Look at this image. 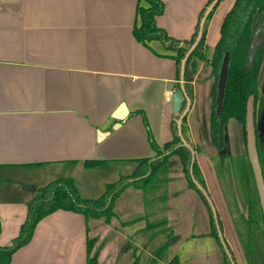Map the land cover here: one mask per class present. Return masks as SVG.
Wrapping results in <instances>:
<instances>
[{
	"label": "crops",
	"instance_id": "obj_1",
	"mask_svg": "<svg viewBox=\"0 0 264 264\" xmlns=\"http://www.w3.org/2000/svg\"><path fill=\"white\" fill-rule=\"evenodd\" d=\"M162 1L165 11L156 19L158 27L173 38L190 39L209 0ZM235 1L222 0L210 21L209 57ZM140 2L0 0V180L6 182L0 184L1 247L19 235L27 203L40 187L59 178L82 183V174L88 176L94 169L130 174L136 160L154 157L152 139L159 146L173 139L172 98L184 81L178 77L175 52L159 41L143 44L136 39ZM214 82L212 68L202 64L192 82L194 100L187 124L224 239L236 263L246 264L232 220L245 209L240 196L236 195L237 207L233 194H223L217 160L235 156L230 124L224 148H216L210 127L213 97L205 122L198 123L201 92L206 85L213 90ZM123 105L127 115L120 120L116 114ZM235 139L242 154L245 142L240 134ZM90 161L100 165L87 168L85 162ZM227 165L223 168L231 181ZM183 175L182 166L175 171L169 167L165 214L172 241L164 264L175 257L181 264H225L220 244L210 235L208 210ZM13 178L21 185L12 184ZM105 183L101 178L97 187L102 190ZM230 199L235 212L228 207ZM115 210L118 218L110 224L88 221L73 211L48 215L10 264H87L91 238L97 239L98 264H134L136 257L139 264H150L158 240L149 237L140 219L145 213L142 191L127 189ZM194 218L198 226L189 224Z\"/></svg>",
	"mask_w": 264,
	"mask_h": 264
},
{
	"label": "trees",
	"instance_id": "obj_2",
	"mask_svg": "<svg viewBox=\"0 0 264 264\" xmlns=\"http://www.w3.org/2000/svg\"><path fill=\"white\" fill-rule=\"evenodd\" d=\"M214 0L201 11L195 32L188 40H179L170 36L164 29L158 27L156 19L165 11L162 0H141L137 9V23L134 29L135 37L143 44L151 41H159L170 51L175 52L174 59L177 63L178 77L181 79L182 60L188 54L195 43L200 30L201 20ZM222 0H220L208 16L203 29L202 38L196 49L190 54L184 75V88L188 97L194 100V88L192 82L200 70L202 64L212 68L215 76L213 86V106L210 116L212 141L216 148L222 149L225 143L226 128L230 121H236L242 126L245 142V153L240 155L218 156V162L226 169L231 168V191L238 207L237 196H240L244 213L238 214L234 220L238 239L241 243L246 264H264V208L254 175V170L247 152L246 115L247 102L251 96L255 97V103L259 97V73L264 63V0H236L234 6L227 12L221 25V37L215 46L212 56L209 57L206 48V36L210 21ZM229 54L228 78L221 112L217 111V92L220 70L226 55ZM181 88V84L178 85ZM184 101L180 112L175 113L172 122L173 139L159 146L152 139L151 146L155 151L154 157L136 160V167L130 174H121L120 177L107 183L105 191L97 198H83L80 196L75 181L72 178H59L40 187L28 203V213L19 235L7 246H0V264H10L12 256L21 247L27 245L38 223L48 215L66 210L83 214L86 219H103L110 224L116 213V203L119 197L129 188L141 190L144 197L145 213L140 219L145 220V230L150 238L158 240L151 253L153 259L150 264H164L166 254L172 241V233L169 230V219L165 214L168 202L169 164L172 156H178L188 187L193 189L201 197L210 216V235L215 237L220 244L225 264H237L229 245L227 247L232 258L228 256L221 243L216 220L211 206L204 194L193 182L190 167L192 163L191 151L183 146L178 133L177 121L186 107ZM184 139L194 147L187 117L182 125ZM196 150V148L194 147ZM259 158L264 177V149H260ZM100 162H85L87 168H95ZM194 177L207 190L202 172L195 159ZM208 192V190H207ZM209 194V192H208ZM210 195V194H209ZM130 222H122L126 225ZM218 223L221 231L222 222L218 215ZM2 223L0 220V233ZM97 239L88 240L87 264H98L99 249H96ZM134 264H139L136 257ZM166 264H181L177 257Z\"/></svg>",
	"mask_w": 264,
	"mask_h": 264
},
{
	"label": "water",
	"instance_id": "obj_3",
	"mask_svg": "<svg viewBox=\"0 0 264 264\" xmlns=\"http://www.w3.org/2000/svg\"><path fill=\"white\" fill-rule=\"evenodd\" d=\"M220 0H214L210 6L207 8L201 23H200V30L198 33V37L196 38L195 43L192 45L191 49L189 50L188 54L185 56V58L182 60V68H181V78L182 80L184 79L185 75V66L186 62L190 56V54L196 49L198 46L202 35H203V29L204 25L206 23V20L210 13L213 11L214 7ZM228 67H229V54L226 55L222 68L220 70V75H219V82H218V92H217V111L220 113L222 109V104L224 100V95H225V88H226V83H227V78H228ZM184 101L187 102L186 107L182 111V114L180 118L177 121V126H178V133L179 136L181 137V140L183 142V146L188 148L191 153H192V163L190 167V173L193 179V182L196 184L197 188L204 194L205 198L207 199L208 203L211 206V210L213 212L214 218L216 220V225L218 229V234L221 240V243L223 244L226 253L230 258H232L230 251L227 247L226 241L223 236V232L221 231L218 223V213L216 206L214 205L211 196L208 194L207 190L195 179L194 177V161L196 159V151L192 145H190L183 137V131H182V125H183V120L185 117L188 116L190 109L192 107V100L188 97L186 94L184 85L181 86V88L177 89L172 98V104H173V111L178 113L182 110ZM255 97L251 96L247 102V115H246V132H247V152L248 156L250 159V162L252 164L253 170H254V175L257 183V188L258 192L260 195L261 199V204L262 207L264 208V177L262 173V168H261V163H260V158H259V151H258V132L256 128V120H255ZM127 115V109L123 105L118 113L116 114V117L120 120H122L125 116ZM264 133V127L261 123V126L259 127V136Z\"/></svg>",
	"mask_w": 264,
	"mask_h": 264
},
{
	"label": "rangeland",
	"instance_id": "obj_4",
	"mask_svg": "<svg viewBox=\"0 0 264 264\" xmlns=\"http://www.w3.org/2000/svg\"><path fill=\"white\" fill-rule=\"evenodd\" d=\"M263 83H264V63H263V66L260 70V73H259V87H260L259 92H260V95H261V88H262ZM207 86L208 85L203 87V91L201 92V96H200L201 98L199 99L201 101V105H200L201 107H200V112H199V116H198V120H199L198 123L201 125L205 122V120L207 118L206 111L210 105V100L213 97V94H212L213 91L210 89V87L208 88ZM229 124H230V134H231V138H232V142H233L232 152L235 155H240V154H238L237 149H236V144H235L236 139L235 138H237L238 134H240V136H242V140L244 141L242 126L240 124H238L236 121H230ZM201 139L204 142V139L202 137H201ZM240 150L241 151H239V153L240 152H242V154L245 153L246 150H245V146L243 144L241 145ZM171 158L172 159L170 161V169L172 171H175V169L177 167L182 166V163H181L178 156H172ZM217 160H218V157H217ZM227 161H226V165H227ZM218 168H220V175L223 177L222 178L223 183H224L223 194L232 196L230 177H229V179H226V177H227V175H225L226 171L224 170V168L221 167L219 162H218ZM119 171H122V170H119ZM182 172H183V166H182ZM122 173H124V172H122ZM85 174L86 173L82 174V176H81L82 183H81V181H79L77 183L75 182L77 189H80V187L82 186V188L78 192H79L80 196L83 198H97V197H99L100 195H102L104 193L105 186L107 183H112L120 177V174H118V172L107 171L106 169H94V170L87 172L88 176ZM183 174H184V172H183ZM183 176H184V179L186 180L185 175H183ZM228 176H229V173H228ZM101 178H103L105 181H107V183H105L104 186L102 187V190H100V188L97 187L100 183ZM13 179H14V181H12V184H16L17 186L21 185V182H18L15 178H13ZM221 182H222V180H221ZM2 183H6V182H4V180L1 178L0 184H2ZM223 183H222V185H223ZM227 204H228L229 209L233 210V212H235V208H234L235 204L233 202H231V199H230V202H228ZM235 219L236 218L232 219L233 223H234ZM189 224L191 226H198V222L195 218L192 219V221ZM233 225H235V224H233ZM189 228H190V230H192V227H189Z\"/></svg>",
	"mask_w": 264,
	"mask_h": 264
},
{
	"label": "flooded vegetation",
	"instance_id": "obj_5",
	"mask_svg": "<svg viewBox=\"0 0 264 264\" xmlns=\"http://www.w3.org/2000/svg\"><path fill=\"white\" fill-rule=\"evenodd\" d=\"M259 90H260V87H259ZM255 110H256L255 112L256 128L258 132V147H260V149H264V133L259 136V127L261 126V123L264 127V83L261 88V95L259 92L258 100L255 103Z\"/></svg>",
	"mask_w": 264,
	"mask_h": 264
}]
</instances>
